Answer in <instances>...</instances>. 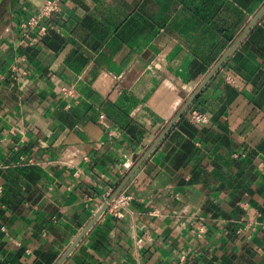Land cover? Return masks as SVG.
<instances>
[{"label": "crops", "instance_id": "0c3cea01", "mask_svg": "<svg viewBox=\"0 0 264 264\" xmlns=\"http://www.w3.org/2000/svg\"><path fill=\"white\" fill-rule=\"evenodd\" d=\"M45 1L0 0V264H56L264 5L62 0L30 45ZM192 107L63 264H264V14Z\"/></svg>", "mask_w": 264, "mask_h": 264}, {"label": "built area", "instance_id": "2783aa9c", "mask_svg": "<svg viewBox=\"0 0 264 264\" xmlns=\"http://www.w3.org/2000/svg\"><path fill=\"white\" fill-rule=\"evenodd\" d=\"M62 0H46L36 11L28 18L24 19L20 23L22 36L29 41L30 45H37L40 39V35L45 34L48 26L47 21L53 16V14L59 12L61 9ZM229 81H234L232 76L228 77ZM104 115H101L103 118ZM189 119L195 124H205L209 121V116L204 111L198 108H190L188 112ZM264 171V164L261 165ZM3 186L0 185V196L3 193ZM132 196L127 193H119L114 199L109 200L107 205L112 210H118L122 206L129 204ZM205 226H202L200 232H204Z\"/></svg>", "mask_w": 264, "mask_h": 264}, {"label": "water", "instance_id": "95a60500", "mask_svg": "<svg viewBox=\"0 0 264 264\" xmlns=\"http://www.w3.org/2000/svg\"><path fill=\"white\" fill-rule=\"evenodd\" d=\"M264 14V5L262 8L257 12V14L253 17L251 22L248 24V26L245 28L241 36L237 39V41L233 44V46L228 50V52L222 57V59L216 64V66L211 70V72L206 76V78L202 81V83L197 87V89L192 93V95L189 97V99L185 102L181 110L178 112L177 116L173 119V121L165 128V130L160 134L158 139L155 141L154 145L147 151L141 162L137 165L134 172L139 168V166L142 164V162L150 155V153L153 151V149L156 147V145L165 137V135L168 133V131L173 127L175 122L181 118L191 107L196 98L200 95L204 87L208 84V82L211 80V78L214 76L215 73L221 68V66L224 64L227 57L231 54V52L234 50V48L240 43V41L245 37V35L253 28V26L257 23V21L261 18V16ZM134 172L128 177V179L117 189V191L112 196V199H114L124 188L126 183L129 181L131 176H133ZM108 205H106L102 210H100L93 220L86 226V228L81 232V234L74 240V242L71 244V246L66 250V252L61 256V258L56 262V264H63L64 261L67 259V257L72 253V251L77 247V245L81 242V240L84 238V236L87 234V232L91 229V227L95 224V222L98 220V218L101 216V214L104 212V210L107 208Z\"/></svg>", "mask_w": 264, "mask_h": 264}, {"label": "trees", "instance_id": "16d2710c", "mask_svg": "<svg viewBox=\"0 0 264 264\" xmlns=\"http://www.w3.org/2000/svg\"><path fill=\"white\" fill-rule=\"evenodd\" d=\"M4 188V187H3ZM3 191H4V189H3ZM3 194V193H2Z\"/></svg>", "mask_w": 264, "mask_h": 264}]
</instances>
